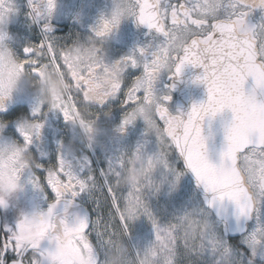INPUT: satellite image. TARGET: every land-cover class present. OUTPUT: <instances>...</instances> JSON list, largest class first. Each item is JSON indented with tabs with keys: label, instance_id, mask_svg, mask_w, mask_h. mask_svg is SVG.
Returning <instances> with one entry per match:
<instances>
[{
	"label": "snow or ice",
	"instance_id": "1",
	"mask_svg": "<svg viewBox=\"0 0 264 264\" xmlns=\"http://www.w3.org/2000/svg\"><path fill=\"white\" fill-rule=\"evenodd\" d=\"M55 2L46 0L49 17ZM37 3L28 0L33 20L41 15ZM14 10L11 0H0V23ZM128 17L156 38L151 59L144 58L145 46L110 63L97 50L98 59L85 64L75 41L60 46L45 35L24 48L19 70L36 77L52 70L64 78L67 90L53 109L75 124L87 126L100 116L94 105L118 99V131L139 117L145 133L155 137L157 150L148 153L137 145L103 168L92 167L86 156L59 152L54 164L35 161L28 168L17 167L15 154L0 156V207L7 206L26 169L34 187L43 183L52 194L35 241L25 244L17 235L26 219L22 213L14 226L0 224V264H102L105 250L126 236L129 222L141 214L152 224L154 239L147 250L154 264H264V0H114L111 14L101 17L93 36L103 40ZM42 27L49 29L47 23ZM187 65L200 69L193 82L204 85L207 98L187 111H171L167 102L174 85L157 91L156 81L161 73L169 81L178 78ZM110 66L119 79L105 90L98 73ZM6 98L0 96V109ZM41 106L38 102L33 113L40 115ZM24 120L16 130L27 149L43 120L32 119L30 131ZM6 123L0 120V129ZM132 158L145 159L149 171L144 180L116 186ZM33 168L44 175L37 176ZM160 169L171 174L173 185L189 171L197 193L189 207L165 223L144 199L146 189L158 190L154 173ZM81 193H87L94 214L69 219L68 209ZM139 254L134 250L131 255Z\"/></svg>",
	"mask_w": 264,
	"mask_h": 264
},
{
	"label": "flooded vegetation",
	"instance_id": "2",
	"mask_svg": "<svg viewBox=\"0 0 264 264\" xmlns=\"http://www.w3.org/2000/svg\"><path fill=\"white\" fill-rule=\"evenodd\" d=\"M11 2L15 10L10 11L6 20L0 23V33H3L0 46H7L15 56L21 58L26 46L39 43L45 35L55 37L60 46L70 45L77 39L83 41L87 37L93 36V30L99 25L101 17H108L114 8V0H56L55 8L49 17L44 11L46 0H38V3L37 0H33L34 3H37L41 14L40 17L33 20L28 15L30 12L28 0H11ZM33 15H35V11H33ZM45 23L49 25V29L42 27ZM155 42L156 38L146 26L138 25L131 17L122 18L118 27L106 36L102 45V53L105 61L110 63L122 56L135 53L138 47L148 46L144 58L151 59L150 52ZM139 70V68L136 69V71ZM173 79L169 81L167 74L161 73L155 84L156 90L168 91L165 86L173 83ZM170 97L167 102L169 109L176 111L177 94L173 87L170 90ZM37 103L34 94L14 95L6 98L4 108L0 109V120H7L5 127L0 129V144L11 140L19 142L16 126L22 118L43 120L39 134H33L32 142L27 148L37 163H42L45 166L54 164L58 152L62 155L65 154L64 145L70 140L75 149L74 156L88 157L94 168L105 167L110 160L114 161L121 153H131L137 145H141L142 150L148 153L157 150L155 137L151 133H145V123L139 117L132 124L127 125L123 132L118 131L121 110L117 106L119 100L116 98H112L102 105L93 106L96 111L100 112V116L96 120L104 131L91 142L82 141L79 138L78 125L66 121L59 110L46 111L45 106L42 105L40 115L33 113L32 110ZM169 159L171 160L172 157L170 156ZM32 172L40 177L44 175L42 169L33 168ZM29 175V171L24 170L18 181L19 187L13 192L12 198L8 196L7 206L0 207L1 224L7 223L14 226L22 212L33 208H47L48 199L52 195L51 191L43 183L40 188L34 187L28 179ZM154 177L160 181V170L154 173ZM144 199L146 203L152 202L151 206L147 205L160 222V185L156 191L146 189ZM85 212L94 214L87 193H81L74 198V203L68 209L69 219L73 214L82 215ZM4 213L7 219L4 217ZM143 223L145 226L141 228ZM121 239L127 245L130 255L133 253V246L137 250L144 244L149 247V243L154 239L152 224L141 214L129 222L128 234L122 236ZM42 244L47 245V241Z\"/></svg>",
	"mask_w": 264,
	"mask_h": 264
},
{
	"label": "clouds",
	"instance_id": "3",
	"mask_svg": "<svg viewBox=\"0 0 264 264\" xmlns=\"http://www.w3.org/2000/svg\"><path fill=\"white\" fill-rule=\"evenodd\" d=\"M94 36H89L85 40H75L76 46L80 49L82 63L94 62L98 57L97 50H102L105 42ZM101 84L105 90L109 89L111 84L119 79V72L116 68L110 66V71L98 73ZM68 84L55 71H45L42 76L36 77L30 71L19 70V58L7 46H0V96L12 97L14 95L34 94L37 101L45 106V110L53 109L57 103V97L62 96L67 90ZM87 100L91 103L94 100L92 93H89ZM82 113L85 109H81ZM87 119V117H85ZM80 130V139L82 141L91 142L96 139L98 134L104 130L92 120L87 126L76 123ZM32 121L25 119V130H31ZM73 142L70 140L64 145V153L66 156H74ZM10 154L16 155L17 167L23 165L25 168L31 167L35 160L32 154L25 146L16 140H11L5 144H0V156L5 159ZM149 171L146 161L143 158H132L124 168L121 169L119 176L115 179L118 187H125L141 183ZM7 194V193H5ZM42 212L45 209L33 208L27 212H22L26 218L23 227L18 231L17 235L25 244L35 241L39 237L40 230L43 228ZM102 264H154L152 254L149 250H145L138 256L129 254V249L122 239L116 242L114 247H108L103 255Z\"/></svg>",
	"mask_w": 264,
	"mask_h": 264
},
{
	"label": "rangeland",
	"instance_id": "4",
	"mask_svg": "<svg viewBox=\"0 0 264 264\" xmlns=\"http://www.w3.org/2000/svg\"><path fill=\"white\" fill-rule=\"evenodd\" d=\"M162 173L167 177L166 179H162ZM171 179L170 173L160 169V223L167 222L173 216L182 212L186 207H189L195 201L197 195L186 172L179 177L174 185L169 183ZM12 195L13 193L9 195V198H12ZM147 204L151 206L152 202L149 201ZM4 217L7 219L5 213ZM144 226V223L141 224V228ZM147 249L148 246L144 244L139 246L138 251L142 253ZM134 250H137V248L133 246L132 251L134 252Z\"/></svg>",
	"mask_w": 264,
	"mask_h": 264
},
{
	"label": "water",
	"instance_id": "5",
	"mask_svg": "<svg viewBox=\"0 0 264 264\" xmlns=\"http://www.w3.org/2000/svg\"><path fill=\"white\" fill-rule=\"evenodd\" d=\"M199 71V68H194L191 65H187L184 67L180 76L173 79V90L177 94V109H180L181 111H187L193 102H199L207 98L204 85L193 82V77ZM185 172L195 189L194 181L191 178V173L189 171ZM1 219L2 218L0 214V221Z\"/></svg>",
	"mask_w": 264,
	"mask_h": 264
}]
</instances>
